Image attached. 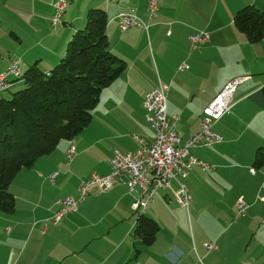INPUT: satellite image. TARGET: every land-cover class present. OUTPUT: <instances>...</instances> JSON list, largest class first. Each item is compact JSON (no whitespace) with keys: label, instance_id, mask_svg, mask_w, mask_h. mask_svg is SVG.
Masks as SVG:
<instances>
[{"label":"crops","instance_id":"0c3cea01","mask_svg":"<svg viewBox=\"0 0 264 264\" xmlns=\"http://www.w3.org/2000/svg\"><path fill=\"white\" fill-rule=\"evenodd\" d=\"M79 1L55 27L56 0H0V75L14 61L24 72L35 64L50 72L91 9L106 12L110 51L126 63L101 92L91 123L15 177V209L0 211V264H264V37L251 43L234 23L240 9L263 10L264 0H159L153 20L147 0ZM124 13L150 28L122 32L115 17ZM200 31L210 42L195 50L190 38ZM239 77L249 79L213 126L223 141L191 151L216 169L195 167L185 180L189 209L175 202L176 181L157 191L146 215L160 225L152 246L134 237L139 215L131 206L140 191L124 184L101 195L91 189L76 212L51 222L58 200L78 198L80 183L93 173L110 174L115 151L138 150L134 135L155 138L144 108L148 94L166 91L168 117L180 118L177 134L186 140L199 130L208 104ZM240 198L248 205L243 217L236 216Z\"/></svg>","mask_w":264,"mask_h":264},{"label":"trees","instance_id":"16d2710c","mask_svg":"<svg viewBox=\"0 0 264 264\" xmlns=\"http://www.w3.org/2000/svg\"><path fill=\"white\" fill-rule=\"evenodd\" d=\"M234 23L251 43L263 39L264 9L246 6ZM107 24L103 9H91L86 27L74 34L50 72L31 66L23 71L24 82L10 90L23 88L0 99V211L15 209L11 185L17 174L79 135L91 123L103 89L125 71L126 63L110 51ZM159 231L156 220L140 215L134 237L150 247Z\"/></svg>","mask_w":264,"mask_h":264},{"label":"built area","instance_id":"2783aa9c","mask_svg":"<svg viewBox=\"0 0 264 264\" xmlns=\"http://www.w3.org/2000/svg\"><path fill=\"white\" fill-rule=\"evenodd\" d=\"M56 14L52 18L53 26L62 23V16L68 8V3L57 1L55 4ZM158 0H148L150 19L157 16ZM122 32L132 27H144L149 29L139 17L129 14L117 16ZM210 41V34L198 32L191 36L193 49L199 50ZM188 68L186 65L182 69ZM249 77H240L227 82L218 95L204 109L199 130L186 140H182L177 134L179 117H168L167 94L164 89H158L148 94L144 100L146 120L156 132L151 141L134 135L138 143L135 152L122 153L115 151L110 162L111 172L107 176L93 173L88 180H84L78 187V198L68 197L58 200L60 210L52 218L53 224H58L67 214L76 212L79 204L90 195V190L96 188L97 194L111 191L118 185H127L130 192H141V199L133 204V210L138 215H144L149 209L153 196L159 189L171 188L172 182L176 181L179 189L175 193V200L181 207L188 208L192 197L185 183L195 167L213 171L215 166L209 165L192 154V150L198 147H213L223 141V136L215 133L214 124L229 114L233 108V97L238 86L243 84ZM24 72L19 61H14L0 75V93L9 91L14 82H24ZM74 153V147L70 155ZM254 172V169H252ZM57 175H52L54 180ZM264 189V184L262 186ZM151 198V200H149ZM248 210L247 203L240 198L237 203V217L245 216ZM11 232V228L7 229ZM204 247L209 251H215L217 246L205 243Z\"/></svg>","mask_w":264,"mask_h":264},{"label":"rangeland","instance_id":"374dc122","mask_svg":"<svg viewBox=\"0 0 264 264\" xmlns=\"http://www.w3.org/2000/svg\"><path fill=\"white\" fill-rule=\"evenodd\" d=\"M58 0H56V2H57ZM59 1H63V2H66V3H68V6H70L72 3H73V1L74 0H59ZM88 1V0H87ZM55 2V3H56ZM81 2H86V0L84 1V0H80L79 1V3H81ZM55 5V4H54ZM55 13H56V10H55ZM86 27V24L84 25V27L82 28V29H84ZM23 88V85H18V86H16L14 89H12V90H10L9 92H5V93H2L1 95H0V99H2V98H6V99H8V98H10L11 96H12V94L13 93H15V92H17V91H19V90H21ZM71 150V149H70ZM69 150V151H70ZM74 152H75V148H74ZM74 154V153H73ZM72 154V155H73ZM72 155H70V159H72ZM169 189V188H168ZM159 190H167V189H159ZM158 191V190H157ZM157 191H156V193H157ZM107 193V192H106ZM155 193V194H156ZM189 193H190V191H189ZM103 194H105V193H103ZM101 195V194H100ZM191 195V194H190ZM154 197H155V195L153 196V199H152V201L154 200ZM192 197V196H191ZM76 199V198H75ZM139 199H141V192L139 193V197L137 198V200L133 203V204H135ZM149 200H151V198H149ZM192 201H193V198H192ZM175 202H176V200H175ZM177 203V202H176ZM192 203V202H191ZM133 204H132V206H131V208H132V210H133ZM179 207H181L180 205H178ZM190 206H191V204L189 205V207L188 208H185V207H181V208H185V209H189L190 208ZM134 211V210H133ZM135 212V211H134ZM147 213H148V210L146 211V213L144 214V216H146L147 215ZM140 216V215H139ZM208 244H210V243H208ZM245 247L247 248V245H245ZM208 250V249H207ZM209 251V250H208Z\"/></svg>","mask_w":264,"mask_h":264},{"label":"bare ground","instance_id":"6f19581e","mask_svg":"<svg viewBox=\"0 0 264 264\" xmlns=\"http://www.w3.org/2000/svg\"><path fill=\"white\" fill-rule=\"evenodd\" d=\"M59 1V0H58ZM56 4V3H55ZM158 6H159V0H158ZM54 7H55V5H54ZM147 9H148V0H147ZM55 10H56V8H55ZM158 11H159V9H158ZM148 13H149V11H148ZM158 13V12H157ZM56 14V13H55ZM125 14V13H124ZM120 14H118L117 16H119ZM129 15H131V14H129ZM117 16L115 17V19H117ZM149 18H150V16H149ZM119 23V22H118ZM145 23V22H144ZM145 24H148V23H145ZM149 25V24H148ZM119 28H120V26H119ZM133 28V27H132ZM149 28H150V25H149ZM131 29V28H130ZM121 30V29H120ZM147 30V29H146ZM148 31V30H147ZM200 32H204V31H200ZM196 33H198V32H196ZM195 34V33H194ZM190 41H191V38H190ZM210 42V41H209ZM208 42V43H209ZM13 63V62H12ZM11 63V64H12ZM185 65V64H184ZM10 66V65H9ZM8 66V67H9ZM188 67V66H187ZM240 78V77H239ZM236 79V78H235ZM234 80V79H233ZM237 90V89H236ZM69 157H70V151H69ZM54 175H56V174H54ZM237 216V215H236ZM241 217H243V216H241Z\"/></svg>","mask_w":264,"mask_h":264}]
</instances>
